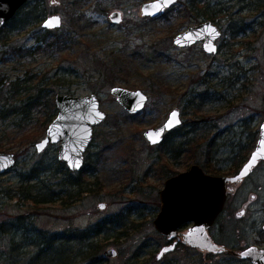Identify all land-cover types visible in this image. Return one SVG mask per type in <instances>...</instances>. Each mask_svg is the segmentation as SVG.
Wrapping results in <instances>:
<instances>
[{
    "label": "rangeland",
    "instance_id": "374dc122",
    "mask_svg": "<svg viewBox=\"0 0 264 264\" xmlns=\"http://www.w3.org/2000/svg\"><path fill=\"white\" fill-rule=\"evenodd\" d=\"M75 1L80 7L78 10L73 5ZM187 1L179 0L169 14L156 18L154 25H145L149 17H143L140 9L147 1L58 0L53 3L44 0L46 16L37 26L22 30H13L10 26L3 32L0 40L9 38L11 44L6 46L0 41V105L9 99L13 104L24 98L25 95L11 93L13 82H20L31 86L33 93L40 88L54 97L57 94H96L107 119L95 129L92 145L86 153L85 165L100 169L92 172L96 175L91 178L93 190L81 201L71 204L62 201L37 204L27 199V189L23 186L27 172L39 162L51 166L58 158L60 145H49L40 153L30 141L20 143L23 134L15 136L13 123L17 118L0 119V143L11 149L5 152L17 157L16 165L0 175V225L8 226L19 216L24 217L21 228L14 233L11 230L2 238V252L10 253L13 237L24 241L40 230L58 236L71 235L94 230L96 224L101 223L104 231L97 240L104 246L101 260L95 264H248L226 255L200 254L185 245L158 258L167 245L166 237L153 223L161 208L159 192L167 178L187 172L197 163L186 157H171L172 144L180 142V138L152 146L144 138V132L162 126L169 114L179 108L184 122L180 134L188 132L189 138H200V149L209 148L211 153L209 168L233 176L238 174L233 169L235 157L254 133L258 139L264 121V4L251 10L246 0H212L213 8L223 11H218L221 17L215 19L223 36L217 41L218 53L208 54L203 42L190 48L173 44L180 32L205 21L193 15L188 20L183 19L179 10ZM35 2L30 0L28 4ZM116 11L123 14V20L115 24L110 14ZM52 15L62 17V26L56 33H66L74 40L68 42L63 51L18 60L19 55L10 50L34 46L35 34L46 17ZM78 15L82 16L81 25L85 26L82 32L72 26ZM155 45H159L167 57L147 65L139 62L143 66L141 74L119 77L107 65L119 50L149 51ZM151 75L156 77L155 82L148 79ZM119 86L141 89L148 95L149 101L137 117L128 118L112 95V88ZM36 114L34 121L28 123L27 134L36 131L39 118L46 113ZM115 121L117 126H114ZM111 143L114 146L109 149ZM101 152L104 155L101 156ZM99 156L103 162L98 164ZM31 193L37 195L39 191L33 188ZM253 195L257 201L252 203L251 210L256 212L241 221L228 223V229L217 237L219 244L233 249L241 247L243 240L254 244L259 232L264 235V162L236 189L230 200L240 209ZM118 216L123 218L122 226L117 224ZM254 218L257 232L251 228ZM29 250H33V246ZM107 250L118 253L104 258Z\"/></svg>",
    "mask_w": 264,
    "mask_h": 264
},
{
    "label": "trees",
    "instance_id": "16d2710c",
    "mask_svg": "<svg viewBox=\"0 0 264 264\" xmlns=\"http://www.w3.org/2000/svg\"><path fill=\"white\" fill-rule=\"evenodd\" d=\"M35 1L36 4H28V2L24 7H22V9H20V11L15 15L10 23H8L2 29L0 37L10 26H12L13 30L27 29L33 25L37 26V24H39L41 20L44 19L46 16V9L44 5H42L44 0ZM246 1L248 3L247 7L251 10L262 7L264 4V0ZM73 5L76 6L77 2L75 1ZM75 9L78 10L80 7L76 6ZM171 11L172 10L170 9L167 14H169ZM218 11L223 13L222 9L217 8V10H215L213 8L212 0H189L184 4L181 10H179V14L181 13L184 20L190 19V17L193 15L196 18L203 17L205 20H213L215 22L216 18L221 17L219 16V13H217ZM80 17L82 16H79V18H74L72 25L73 28L78 32H82L85 27L81 25L82 18ZM156 20L157 19L148 18L145 20L146 23L144 24L154 25L155 23L153 22ZM151 28V30H154V27ZM67 36L68 35L66 33H56V30L50 31L41 27L35 34L34 38L36 39V44L34 46L29 48L14 47L10 50V52L15 55L18 54V60L35 54H53L54 52L63 51L64 46L68 44V42L74 40V38H69ZM63 38H66V40ZM0 41H3L4 45L6 46L11 44V40L9 41V38H4ZM129 51L130 50H128V52L126 50H119L115 52L111 56L112 58L110 61L107 62L108 67H112L111 69H113L117 76L120 75L119 77L126 78L131 74H141V69L143 67L141 63H139L141 61L147 65L150 63V61L158 62L162 58L167 57L165 53L161 51L159 45L152 46L149 51H142L141 49ZM111 69H109V71H111ZM155 78L156 77L151 75V78L149 77L148 79L155 82ZM115 81L116 80H114V82ZM114 82L112 81V83ZM24 83L26 82L24 81ZM32 90L33 89L31 86H25L20 82H13L11 93L14 94V96L20 94L25 95L24 98L13 104L9 99V102H4L3 105H0L1 120L6 118H14L15 120L17 118L13 124L16 126L15 136H17V134H23V138L20 140V143H22V141H30L31 143L36 144V142L41 137L45 136L48 126L54 120L57 114L54 96L48 92H44L40 88H38V90L34 93ZM38 112H45L46 114L42 118H39L36 131L32 132L31 134H27L26 132L28 131V123L34 121V117ZM125 114L130 119L138 116L133 114L130 115L126 110ZM183 124L182 126L175 129L164 142V144L170 143L171 141L175 142L177 138H180L181 140L180 142L172 144L173 148L171 157L174 159L179 157H186L189 160L194 159L196 163H203L201 165L207 173L210 172L214 175H219L220 173H218L217 170H211V168H209L210 159L208 158L210 157L211 153L209 148H207L205 151L200 149V138H189L188 132H185V134H180V131L184 129ZM117 125L118 124L115 121L114 126ZM255 135L256 134L254 133L252 135L253 137L249 139V142L244 150L240 151L241 153L235 157L237 158V161L233 166L234 171L237 172L240 169L241 164L247 161L249 158L248 155L255 148L257 141ZM1 141L2 138H0V142ZM113 146L114 143H111L109 149H111ZM10 150L11 149L9 148L2 147L0 143L1 152ZM102 155L104 154L101 152V156ZM101 156L97 158L98 164L102 161ZM202 160H206V162H201ZM52 165L46 167L43 162H39L27 172L26 176L24 177L25 179L23 180V186L25 189H27V193H25L27 199H31L37 204H50L60 201H62V203L71 204L72 202L81 201L83 196L91 193L93 190L91 178L96 175L92 174V172L100 171L98 166L90 168L88 165H85L79 172H72L71 170L69 171L65 164L58 161V158L52 162ZM33 188L38 189L39 193H37V195H33L31 193L33 192ZM118 218L119 220L117 224L118 226H122L124 224L123 218L122 216H118ZM23 219L24 217L19 216V218H16V220H12V224H9L8 226H6L5 223H1L0 246L2 238L8 235L11 230V232L14 233V231L19 229V227L21 228V223L24 222ZM94 228V230L75 232L71 235L63 236H58L53 233L50 234L40 230L36 231L34 236H31L30 239L24 241H21V239L18 241L17 238L13 237V244L12 248L10 249V253L9 251L2 252L0 250V264H81L85 262L95 264L101 260L100 257L104 245H102L100 241L97 240V236L102 235L104 228L101 223L96 224ZM73 244L75 245L74 247H72ZM31 246H33V250L30 251L29 247L31 248ZM65 246L66 248L64 249ZM31 252L33 253L31 256H29V254L27 255V253ZM27 256L29 257L28 259Z\"/></svg>",
    "mask_w": 264,
    "mask_h": 264
},
{
    "label": "water",
    "instance_id": "95a60500",
    "mask_svg": "<svg viewBox=\"0 0 264 264\" xmlns=\"http://www.w3.org/2000/svg\"><path fill=\"white\" fill-rule=\"evenodd\" d=\"M28 1L30 0H0V32ZM178 3L179 0H147L141 5L140 13L145 18H158ZM110 15L111 21L115 24L123 20V14L120 11ZM53 17H59V26L46 27L47 21ZM42 26L48 30L60 29L62 17L52 15L45 19ZM209 29H214L215 33L210 34ZM222 36L223 31L213 20H205L201 24L192 25L180 32L174 37L173 44L179 48H190L203 42L206 53L217 54L219 48L217 41ZM111 92L129 114L142 113L149 101L148 95L141 89L129 90L119 86L113 87ZM55 105L57 117L48 126L46 136L36 143V149L41 153L49 145L59 144L58 161L65 164L69 171L79 172L84 166L85 153L92 145L94 130L105 122L107 113L102 110L101 100L96 94L88 96L57 94ZM173 113L177 114L175 118L172 116ZM168 118L162 126L153 127L144 132V138L152 146L164 143L169 134L183 124L179 108L174 109ZM170 121L171 124H169ZM149 133H159L158 137H153L156 140L155 143L149 138ZM258 135L250 158L236 175H213L206 173L199 164H194L187 172L167 178L164 188L159 192L161 209L153 222L156 230L163 236L173 238L178 235L179 228L192 222L193 225L189 231L181 234L184 235L183 242L199 251L222 252V248L210 240L207 231L214 225L226 203L227 184L239 183L242 178L249 176L261 161H264V121L261 123ZM254 157L255 160H253ZM16 162L17 157L13 153L0 152V175L12 169ZM103 208H105L104 204ZM174 247L173 244L169 248H163L158 257ZM117 253V250H107L104 257H115ZM245 254H250L253 264H264L263 250L254 246L244 251L243 257Z\"/></svg>",
    "mask_w": 264,
    "mask_h": 264
},
{
    "label": "flooded vegetation",
    "instance_id": "af4514ba",
    "mask_svg": "<svg viewBox=\"0 0 264 264\" xmlns=\"http://www.w3.org/2000/svg\"><path fill=\"white\" fill-rule=\"evenodd\" d=\"M22 9V8H21ZM48 17H46L47 19ZM110 20H111V16H110ZM45 21V20H44ZM43 21V22H44ZM42 22V23H43ZM112 22V21H111ZM113 23V22H112ZM1 33V32H0ZM182 112V111H181ZM138 115V114H137ZM177 129V128H175ZM174 129V130H175ZM173 132V131H172ZM171 132V133H172ZM170 133V134H171ZM169 134V136H170ZM168 136V137H169ZM168 137L166 139H168ZM165 139V141H166ZM164 141V142H165ZM160 145H164V143L160 144ZM159 146V145H158ZM91 147V146H90ZM89 151V149L87 150V152ZM253 151V150H252ZM251 151V152H252ZM86 152V153H87ZM250 152V154H251ZM85 153V154H86ZM250 154L248 155V157L250 156ZM249 159V158H248ZM247 159V160H248ZM85 160H86V155H85ZM246 162V161H245ZM243 162L241 164L240 167H242V165L245 163ZM264 162V161H261L256 167L255 169L251 172V174L248 176V177H244L242 178V180L239 182V183H228L227 184V190H228V195H227V199H226V203L221 211V214L217 217V219L215 220L214 222V225L211 226V228L208 229L207 231V234H209V238L210 240L214 243V244H217L220 248H222V252L220 251H212V252H209V251H205V250H201L199 251L198 249L192 247V246H189V245H186L183 240H184V235H181V234H186L188 231H189V228L193 225L192 222H189L188 224H185L183 225L181 228H179V233L177 236L173 237V238H168L166 237V246L164 248H169L171 245L174 244V249L172 250H169V251H176L178 249H180L181 246L185 245L187 246L188 248H192V249H195L197 250L200 254L203 253L205 255H214V256H223V255H226V256H230L232 259H236V260H240L242 262H247L248 264H253L252 263V258L250 257V254H245L244 257H243V254H244V251L250 249V248H253L254 246L257 247L259 250H263L264 251V235L259 232L258 234V237L256 238V241L254 244H248L247 242H245L244 240L241 242L242 245L241 247H233L232 248H229L227 245L225 244H219L218 240H217V237L219 235H222V233L228 229V223H231V222H234V221H241L242 219H245L249 214L253 215V213H255L256 211H253L251 210V206H252V203L256 202L257 199H256V196L253 195L251 200H247L246 202H244L242 204V207L240 209H237V204L234 203V201L230 200V197L236 192V189L239 188L241 186V184L245 183V181L247 179H249V177L253 174V172L259 168V166L261 165V163ZM198 164V163H197ZM85 166V161H84V164ZM194 165V164H193ZM200 165V164H199ZM83 166V167H84ZM202 167V166H201ZM203 169V167H202ZM241 169V168H240ZM240 169L238 170L237 173H239ZM204 170V169H203ZM206 172V170H205ZM218 172V171H217ZM207 173V172H206ZM210 173V172H208ZM218 173H220L219 175H225L223 174L221 171H219ZM179 174V173H178ZM212 174V173H210ZM214 175V174H213ZM217 175V176H219ZM175 176V175H174ZM228 176V175H226ZM172 177V176H170ZM232 224V223H231ZM256 226V218L253 219V225H252V229L254 230V227ZM263 230H264V225H263ZM255 231V230H254ZM257 232V231H255ZM165 253H169V252H165ZM163 256V254H162ZM161 257H158V258H162ZM105 258V257H104ZM103 258V259H104ZM102 259V260H103Z\"/></svg>",
    "mask_w": 264,
    "mask_h": 264
},
{
    "label": "snow or ice",
    "instance_id": "6c2138e0",
    "mask_svg": "<svg viewBox=\"0 0 264 264\" xmlns=\"http://www.w3.org/2000/svg\"><path fill=\"white\" fill-rule=\"evenodd\" d=\"M52 2L53 3H57L58 0H52ZM59 24H60L59 17H53L52 19H50L49 21H47V23H46L45 26L46 27H56V26H59ZM209 32H210V34H213V33H215V30L214 29H209ZM172 116H173V118H175L177 116V114L176 113H173ZM176 122L178 123L179 121L177 120ZM169 124H171V121L169 122ZM167 126L168 125H166V127ZM148 136H149L150 139H153V137H158L159 136V133H149ZM153 142L155 143L156 140L153 139ZM253 160H255V157L253 158ZM101 207H103V205H101Z\"/></svg>",
    "mask_w": 264,
    "mask_h": 264
}]
</instances>
